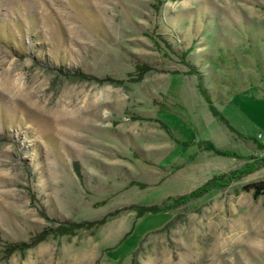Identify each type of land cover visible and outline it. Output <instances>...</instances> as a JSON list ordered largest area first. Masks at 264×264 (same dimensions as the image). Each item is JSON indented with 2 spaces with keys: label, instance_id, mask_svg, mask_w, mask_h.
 <instances>
[{
  "label": "rangeland",
  "instance_id": "1",
  "mask_svg": "<svg viewBox=\"0 0 264 264\" xmlns=\"http://www.w3.org/2000/svg\"><path fill=\"white\" fill-rule=\"evenodd\" d=\"M260 143L264 0H0V264H264Z\"/></svg>",
  "mask_w": 264,
  "mask_h": 264
},
{
  "label": "trees",
  "instance_id": "2",
  "mask_svg": "<svg viewBox=\"0 0 264 264\" xmlns=\"http://www.w3.org/2000/svg\"><path fill=\"white\" fill-rule=\"evenodd\" d=\"M219 117H221L222 119H224L222 116L223 115H219L218 113H213ZM260 146L262 148H264V144L260 143ZM264 160V158H263ZM250 168L249 165H246L242 168H240L239 170H234L232 171L227 177H228V180H231L232 178H235L237 177L238 175H240L241 173L243 172H246L248 171ZM219 177H212L210 179H208L206 182H204L202 185H200L199 187L195 188L194 190L190 191L189 193L187 194H183L181 196H179V201L180 202H185L191 198H194V197H198L200 196L203 192L207 191L209 188H212L218 184H222L220 183L219 181ZM243 189L245 190H250L252 192V196L253 198H257L259 194H261L263 191H264V180H258V181H253V182H249V183H246L244 184L243 186ZM164 208H168L167 205H150V206H142L140 207V210L138 211V214H142L144 212H157V211H160V210H163Z\"/></svg>",
  "mask_w": 264,
  "mask_h": 264
}]
</instances>
